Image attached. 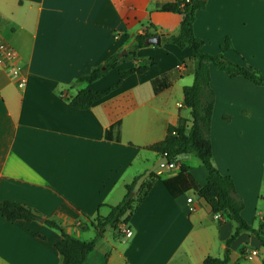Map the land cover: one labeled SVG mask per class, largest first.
<instances>
[{"label": "crops", "instance_id": "crops-1", "mask_svg": "<svg viewBox=\"0 0 264 264\" xmlns=\"http://www.w3.org/2000/svg\"><path fill=\"white\" fill-rule=\"evenodd\" d=\"M171 1L0 0V35L25 78L19 87L10 78L9 60L0 61V203L18 200L42 217L8 221L0 213V264H60L55 243L61 235L44 218L91 238L94 229L79 223L107 214L125 185L161 156L147 146L161 140L179 116L190 118L182 105V88L193 80L190 49L163 38L179 24L178 12L160 9ZM193 29L205 52L218 53L228 37L225 57L264 73V0H206ZM144 31L160 35V42L138 48L135 57L124 55L134 34ZM113 53L120 54L118 65L153 64L124 77L89 108L70 106L79 89L100 90L118 80L104 85L105 73L91 82L76 80ZM164 73L169 85L154 91L152 79ZM210 86L212 160L232 177L244 203L241 214L256 227L264 216V86L212 65ZM180 163L198 184L205 182L207 170L192 154L158 167L160 178L125 224L131 235L115 236L107 226L86 264H202L207 255H224L235 223L216 219L200 196L189 209L186 197L195 190L171 192L162 181ZM251 250L256 253L246 259ZM228 262L263 264L264 246L242 231L229 246Z\"/></svg>", "mask_w": 264, "mask_h": 264}, {"label": "trees", "instance_id": "trees-1", "mask_svg": "<svg viewBox=\"0 0 264 264\" xmlns=\"http://www.w3.org/2000/svg\"><path fill=\"white\" fill-rule=\"evenodd\" d=\"M206 0H173L160 6L161 10L178 12L179 24L173 32L166 35L164 40L178 47H188L193 62V80L191 84L182 88V105L189 108L190 118L179 116L175 124H169L165 136L147 148L165 155L168 163L176 164L185 153L198 157L207 170L205 182L200 185L189 172V166L180 163L177 173L171 178H163L162 181L171 191H181L192 187L200 197L209 204L211 211L220 212L224 218L235 223L234 230L226 238V252L222 257L207 255L202 264H227L229 260V246L242 231L255 234L264 246V216L259 224L254 227L241 214L244 206L242 198L235 193L234 182L229 174L222 173L214 165L212 160V146L210 141V123L214 105V91L210 86V65L224 71L229 76H242L253 84L264 86V73L256 67L243 65L228 59L224 51L231 47L228 37L220 42L218 53H208L203 50V40L195 34L193 23L196 11L205 7ZM153 35L148 31L135 33L133 41L126 49L124 55L136 56V50L149 44L148 38ZM119 53H113L102 64L94 66L87 73L77 77V81L91 82L102 76L106 70L118 65ZM153 62H138L128 67L118 69V80L111 86L96 90L81 88L69 99V105L78 109L89 108L90 105L104 97L115 89L121 80L132 73H143ZM154 91H158L169 85L170 80L167 73L155 77L151 81ZM190 122L189 126L187 122ZM135 177L125 185V191L121 200L110 205L109 212L105 215L96 213L93 217L79 223L80 228L92 227L94 235L89 239H81L65 231L61 224L53 218H44V223L57 229L61 239L55 243V247L61 255L60 264H86V256L93 249L97 240L104 234L107 226L112 228L113 235L121 234V225L126 224L131 212L138 206L148 193L152 184L160 176L156 170L152 171L144 179L136 193H132ZM130 212L124 219L122 214L126 209ZM0 213L8 221L23 219L31 221L41 217V214L32 206L18 200H3L0 203ZM220 220V219H219ZM264 264V263H263Z\"/></svg>", "mask_w": 264, "mask_h": 264}, {"label": "built area", "instance_id": "built-area-1", "mask_svg": "<svg viewBox=\"0 0 264 264\" xmlns=\"http://www.w3.org/2000/svg\"><path fill=\"white\" fill-rule=\"evenodd\" d=\"M9 60V62L11 64H9V75H10V78L15 80L17 82V85L19 87H21L24 83V75L22 74V66H21V63L18 61L17 57H16V54L11 51L5 41L3 40L2 36L0 35V61H3V60ZM177 67H180L179 64L176 65ZM173 166L172 163H166V164H163L161 166ZM159 166V167H161ZM199 197L198 193L196 191H194L191 195H189L188 197H186V200L187 202L189 203V209L193 210L195 207L193 205V200L194 198H197ZM263 197H264V194H263ZM214 217L216 219H220L222 220L224 218V216L220 213V212H214ZM121 232L125 235V236H130L132 231L131 229L126 226L125 224L121 225ZM256 253L255 250H251L250 253H247L245 255L246 258L250 259L254 254Z\"/></svg>", "mask_w": 264, "mask_h": 264}, {"label": "water", "instance_id": "water-1", "mask_svg": "<svg viewBox=\"0 0 264 264\" xmlns=\"http://www.w3.org/2000/svg\"><path fill=\"white\" fill-rule=\"evenodd\" d=\"M148 42L150 43H159L160 42V35H152L148 38ZM124 52V51H123ZM184 155H188V153H185ZM168 163V158L165 155H161L160 157H158L149 167H147L142 173H140L137 178L135 179V182L132 186V193H136L139 188L140 185L142 184V182L144 181V179L146 177L149 176V174L156 170L159 166ZM130 212V209H126V211H124V213L121 216V219H124L127 214ZM39 220H42V217L38 218Z\"/></svg>", "mask_w": 264, "mask_h": 264}, {"label": "rangeland", "instance_id": "rangeland-1", "mask_svg": "<svg viewBox=\"0 0 264 264\" xmlns=\"http://www.w3.org/2000/svg\"><path fill=\"white\" fill-rule=\"evenodd\" d=\"M129 64H131V61L129 60L128 62H125L123 64H119L117 65L116 67L114 68H110L108 70H106L105 72V76H104V85L105 84H109L110 82H112L114 80V76H118V69L120 68H124V67H127ZM191 84V83H190ZM113 84H110V85H107L108 86H111ZM188 85V84H187ZM106 88V87H105ZM192 157H196L195 155L192 154ZM244 260L245 258L243 256L239 257L238 260ZM247 259V258H246ZM245 261V260H244ZM228 264H231V262H227Z\"/></svg>", "mask_w": 264, "mask_h": 264}]
</instances>
